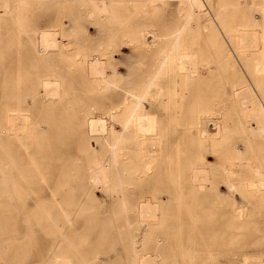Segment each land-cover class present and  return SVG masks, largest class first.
I'll list each match as a JSON object with an SVG mask.
<instances>
[{"label": "bare ground", "instance_id": "obj_1", "mask_svg": "<svg viewBox=\"0 0 264 264\" xmlns=\"http://www.w3.org/2000/svg\"><path fill=\"white\" fill-rule=\"evenodd\" d=\"M4 72L0 264H264V0H0Z\"/></svg>", "mask_w": 264, "mask_h": 264}, {"label": "rangeland", "instance_id": "obj_2", "mask_svg": "<svg viewBox=\"0 0 264 264\" xmlns=\"http://www.w3.org/2000/svg\"><path fill=\"white\" fill-rule=\"evenodd\" d=\"M253 15H254L255 17L259 16V14H258L256 11H253ZM96 29H97V27H90V28H89V31L95 35V34H96V31H97ZM11 49H12V50H16V47L13 46ZM125 56H126V53H125L124 50L120 51V53L117 54V57H118L119 59H123V60H124V57H125ZM240 68H241V67H240ZM124 69H125L124 66H122V67L120 68V70H122V71H124ZM241 69H242V68H241ZM242 72H243V71H242ZM6 75H7L6 72H4V73L0 76V79H1V80H3V78L5 79ZM1 80H0V81H1ZM34 112H35V114L38 113L37 110H35ZM240 147H241V148L244 147V144H243L241 141H240ZM77 151H78L77 143H76L75 141H73V143L70 144V152H69V154H71V155H77V153H78ZM209 159H212V156H210ZM221 189H222L225 193L229 192L228 188L225 187V186H222ZM144 191H145V190H144ZM147 191H148V190H147ZM97 194H98L99 196H102V193H101L100 191H98ZM243 196H244V194H243L241 191H237V193L235 194V198H236L237 200H239V201H243V199H244ZM207 203H208V202L206 201V202H205V206H207Z\"/></svg>", "mask_w": 264, "mask_h": 264}]
</instances>
